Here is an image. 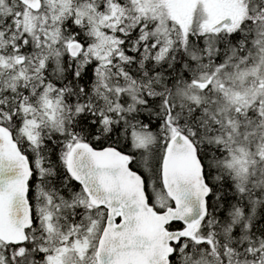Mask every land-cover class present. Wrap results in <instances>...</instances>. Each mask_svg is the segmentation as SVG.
<instances>
[{"label":"snow or ice","instance_id":"1","mask_svg":"<svg viewBox=\"0 0 264 264\" xmlns=\"http://www.w3.org/2000/svg\"><path fill=\"white\" fill-rule=\"evenodd\" d=\"M0 264H264V0H0Z\"/></svg>","mask_w":264,"mask_h":264}]
</instances>
